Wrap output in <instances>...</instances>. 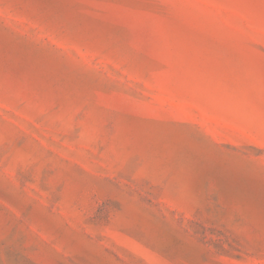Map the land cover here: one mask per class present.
I'll return each mask as SVG.
<instances>
[{"label": "rangeland", "instance_id": "1", "mask_svg": "<svg viewBox=\"0 0 264 264\" xmlns=\"http://www.w3.org/2000/svg\"><path fill=\"white\" fill-rule=\"evenodd\" d=\"M0 264H264V0H0Z\"/></svg>", "mask_w": 264, "mask_h": 264}]
</instances>
